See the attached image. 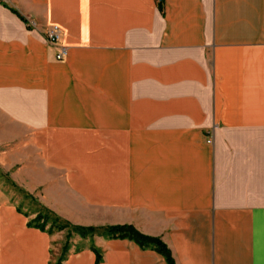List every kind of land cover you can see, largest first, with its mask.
I'll return each mask as SVG.
<instances>
[{"label":"crops","instance_id":"obj_1","mask_svg":"<svg viewBox=\"0 0 264 264\" xmlns=\"http://www.w3.org/2000/svg\"><path fill=\"white\" fill-rule=\"evenodd\" d=\"M0 167L176 264H264V0H0ZM0 205V264H49L50 234ZM93 243L66 264H168Z\"/></svg>","mask_w":264,"mask_h":264},{"label":"rangeland","instance_id":"obj_2","mask_svg":"<svg viewBox=\"0 0 264 264\" xmlns=\"http://www.w3.org/2000/svg\"><path fill=\"white\" fill-rule=\"evenodd\" d=\"M1 203L14 206L21 214L26 216L28 221L31 219L33 220L39 212L46 213L47 209L38 200L36 194H31L23 189L12 179L9 173H6L0 167V204ZM49 225L50 223H48L47 227H49ZM1 230L3 229L0 227V233ZM70 232V228H66L62 231L50 234V243L48 246L49 264H66L74 248L82 250L83 248L91 247L95 244L93 243L94 239L98 236H102L94 235L92 237H82L74 232L70 234ZM90 238H92V240Z\"/></svg>","mask_w":264,"mask_h":264},{"label":"trees","instance_id":"obj_3","mask_svg":"<svg viewBox=\"0 0 264 264\" xmlns=\"http://www.w3.org/2000/svg\"><path fill=\"white\" fill-rule=\"evenodd\" d=\"M48 223H50L49 227H47ZM29 225L40 228L48 234H54L55 232L70 228V234L74 232L82 237L102 235L108 238H128L135 241L143 248H153L157 250L166 258L168 264H176L171 250L164 241L158 237H153L140 232L132 224L107 226L76 225L47 208L46 213L39 212L36 217L29 222ZM97 255L99 259V251L97 252Z\"/></svg>","mask_w":264,"mask_h":264},{"label":"built area","instance_id":"obj_4","mask_svg":"<svg viewBox=\"0 0 264 264\" xmlns=\"http://www.w3.org/2000/svg\"><path fill=\"white\" fill-rule=\"evenodd\" d=\"M62 35L63 30L59 24L51 25L46 32L47 40L55 45H59L60 41L62 40ZM67 52L68 49L66 46H60V50L57 54V59H64V57L67 55Z\"/></svg>","mask_w":264,"mask_h":264}]
</instances>
